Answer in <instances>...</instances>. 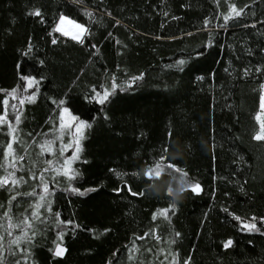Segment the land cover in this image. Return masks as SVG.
<instances>
[{
  "label": "trees",
  "instance_id": "1",
  "mask_svg": "<svg viewBox=\"0 0 264 264\" xmlns=\"http://www.w3.org/2000/svg\"><path fill=\"white\" fill-rule=\"evenodd\" d=\"M62 17L82 38L58 32ZM263 102L264 0H0V115L15 129L0 125V165L24 157V182L0 186V217L10 207L19 222L40 195L51 207L28 256L13 246L5 264H264ZM63 108L91 124L74 179L40 147ZM176 168L200 186L179 202L165 193Z\"/></svg>",
  "mask_w": 264,
  "mask_h": 264
},
{
  "label": "snow or ice",
  "instance_id": "2",
  "mask_svg": "<svg viewBox=\"0 0 264 264\" xmlns=\"http://www.w3.org/2000/svg\"><path fill=\"white\" fill-rule=\"evenodd\" d=\"M232 13L235 14V16H240L242 13V10H237L235 8V6H233L230 10V14L224 17L225 23H227V21L229 19H232ZM30 15H35V16H39L40 15V11L36 10L32 13H29ZM91 15V14H89ZM63 19V18H61ZM206 24L208 23V21L205 22ZM78 28H80V31L86 32L87 30L81 26V25H77ZM56 41L54 40L53 43H55ZM180 64L183 65L184 61H180ZM138 79V78H137ZM29 84H32L33 81L29 80L28 81ZM26 90V89H24ZM94 92L96 91L95 89L93 90ZM112 91H115V86H113ZM112 91H108L105 90V92L103 94L96 92V97L99 100L100 103H104L108 97L112 94ZM29 99H31V97H29ZM24 100L20 99V103L23 104ZM64 102L60 101V104L62 105ZM15 111H16V115H15V123H19V119H20V112L19 110L16 108V105H12L11 106ZM63 112L64 113H68L71 116V119L73 120H78L79 118L75 115H72L69 110L67 108H63ZM62 119V118H61ZM7 123L8 127H9V133L13 134L15 132V129L13 127L12 122L10 121L8 114H7V110H5L4 115H0V125H3ZM79 124L81 127H91V124L86 123L83 120H79ZM261 134L257 135L255 138L260 140V139H264V123L261 124ZM53 144L52 140H46L43 144L40 145L41 147V153L43 154V152L45 151V148L47 147L48 149L51 148V145ZM77 151H79V148H77ZM12 152V146L11 143L8 145V149L6 151L5 154V159L8 160V153ZM63 154V152L61 151V155ZM77 157L74 155L71 159H67L65 161H62L60 164L59 168L54 169L57 174H64L65 172L70 173V175L68 176L69 179H74L75 176L77 175V173L75 172V170H71L68 166L71 165V163L73 162L74 159H76ZM24 159L23 156H16L13 155L11 160L8 161V163L4 164V165H0V167H4L5 170L7 171L8 169H12L11 171H7V175L0 177V186H5L6 184L9 183V181L11 182L13 187L18 186L19 184L23 183V177L17 179L15 176V172H16V164L18 161H22ZM47 163L49 164V166L52 165V161H47ZM173 167L171 164H168L166 166H161V165H156L155 168H150L148 173L146 174L150 179L155 178L156 176L160 175L161 172H167L169 168ZM44 171H48V169H44ZM176 172H178L181 176H185L187 177V173H185L183 170L176 168L175 169ZM35 178V176L33 177ZM41 183L43 185V191L44 193H47L48 195H50L51 193L48 190V186L47 184L43 183V176L41 174ZM191 189L194 192H199L200 191V186L199 184H192L189 183V187L188 189ZM71 191L74 192H78V189L72 188L70 189ZM27 195L30 196H35L37 195V193L35 191L31 192V193H26ZM135 194V193H134ZM12 200L16 199V196H12L11 198ZM47 204L48 210L51 211V207L50 204L47 202V197L45 195H40L39 196V200L32 206L33 207V211L31 212V214L29 216H25L23 217V219L19 220V222H14L12 215H11V208L9 207L4 213L3 216L0 217V220H6V225L5 223H0V229L3 230L2 233H0V264H5L4 261V255L5 252H8L9 254L15 256L16 252H14L13 246H15V248L17 250H19L21 253H23V255L25 257L28 256V252L26 249L21 248V244L22 243H30L32 238H34V236L36 235V231H35V227H34V220H40L41 223H44V220L41 219V215L39 212V209L42 207H45ZM2 207V206H0ZM164 215H167V213L165 212ZM56 216V223L57 224H61V225H69L72 224L71 221H61L59 219V213L55 214ZM247 227H249V229H255V230H259L256 229V225L255 223L249 224L247 225ZM18 230L19 231V235L14 236L13 233L14 231ZM29 232H31V235H29ZM177 235H179V233H177ZM60 238L62 239L63 237V232L59 233ZM6 237L10 238L7 240V244H5V240ZM138 239H142V237H138ZM231 245V241L227 242V244L225 245L230 246ZM65 251V249L61 248L60 245H57L56 248V255H60L62 254V252ZM15 264H21V261L19 259H17L15 261ZM185 264H187V262H185Z\"/></svg>",
  "mask_w": 264,
  "mask_h": 264
},
{
  "label": "rangeland",
  "instance_id": "3",
  "mask_svg": "<svg viewBox=\"0 0 264 264\" xmlns=\"http://www.w3.org/2000/svg\"><path fill=\"white\" fill-rule=\"evenodd\" d=\"M62 18L63 19H61L59 29L63 32V34L67 36L70 35L75 39L82 38L84 32L82 33L80 31V28L77 27V25L80 24L67 17H62ZM8 107L9 106L7 103V109L10 110V108ZM12 110L14 111V109L11 107V111ZM263 112H264V102H263ZM85 129L86 127L80 126L78 120L71 119V116L68 113H64L62 110L59 125L55 128L54 132L52 133V136L46 138L43 141V142H45L46 140L53 141L51 148L48 149L46 147L45 150L46 152L50 153V155L57 161L54 164V169L59 168L62 161L71 159L75 155L77 158L74 159L71 165L68 166L71 170H74L75 163L78 162L80 159L81 140L84 136ZM77 148H79V151H77ZM61 151L63 152L62 155H61ZM53 158L50 159L52 160ZM64 174L70 175V173L68 172H65Z\"/></svg>",
  "mask_w": 264,
  "mask_h": 264
},
{
  "label": "clouds",
  "instance_id": "4",
  "mask_svg": "<svg viewBox=\"0 0 264 264\" xmlns=\"http://www.w3.org/2000/svg\"><path fill=\"white\" fill-rule=\"evenodd\" d=\"M189 180L185 176H181L179 174V178L176 182V186L173 187V181L170 179L166 182L167 186L165 187V193H167L169 190H171L172 198L175 202H179L181 198L183 197L184 193L189 187Z\"/></svg>",
  "mask_w": 264,
  "mask_h": 264
},
{
  "label": "crops",
  "instance_id": "5",
  "mask_svg": "<svg viewBox=\"0 0 264 264\" xmlns=\"http://www.w3.org/2000/svg\"><path fill=\"white\" fill-rule=\"evenodd\" d=\"M60 22H61V20H60ZM60 22H59V25H58V32L60 33V34H63V32L59 29L60 28ZM69 37H71V38H73L72 36H70V35H68ZM75 39V38H74Z\"/></svg>",
  "mask_w": 264,
  "mask_h": 264
}]
</instances>
